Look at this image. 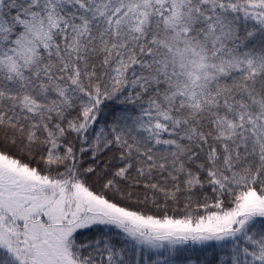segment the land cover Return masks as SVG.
Wrapping results in <instances>:
<instances>
[{
	"label": "snow or ice",
	"instance_id": "obj_1",
	"mask_svg": "<svg viewBox=\"0 0 264 264\" xmlns=\"http://www.w3.org/2000/svg\"><path fill=\"white\" fill-rule=\"evenodd\" d=\"M0 264H264V0H0Z\"/></svg>",
	"mask_w": 264,
	"mask_h": 264
}]
</instances>
